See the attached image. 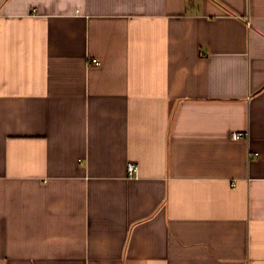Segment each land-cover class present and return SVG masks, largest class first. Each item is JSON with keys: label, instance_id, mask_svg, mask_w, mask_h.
<instances>
[{"label": "crops", "instance_id": "obj_1", "mask_svg": "<svg viewBox=\"0 0 264 264\" xmlns=\"http://www.w3.org/2000/svg\"><path fill=\"white\" fill-rule=\"evenodd\" d=\"M0 264H264V0H0Z\"/></svg>", "mask_w": 264, "mask_h": 264}, {"label": "built area", "instance_id": "obj_2", "mask_svg": "<svg viewBox=\"0 0 264 264\" xmlns=\"http://www.w3.org/2000/svg\"><path fill=\"white\" fill-rule=\"evenodd\" d=\"M93 61V64L96 65V66H99L100 63L96 60H92ZM248 137V133H243V132H232L231 134V138L233 140H241V139H244ZM257 155V154H256ZM138 171H139V167L137 164H134V163H131L127 166V174H128V178L130 179H134L136 178L137 174H138Z\"/></svg>", "mask_w": 264, "mask_h": 264}]
</instances>
